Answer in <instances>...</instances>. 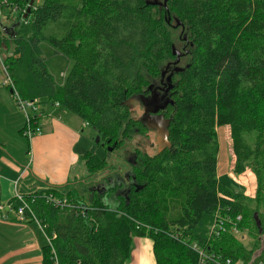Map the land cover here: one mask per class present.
<instances>
[{"label": "trees", "instance_id": "16d2710c", "mask_svg": "<svg viewBox=\"0 0 264 264\" xmlns=\"http://www.w3.org/2000/svg\"><path fill=\"white\" fill-rule=\"evenodd\" d=\"M7 1L0 31L6 87L75 115L107 154V143L117 148L131 133L143 136L127 101L182 53L171 82L169 148L138 161L128 194L89 187L76 199L50 187L21 195L26 207L11 200V210L23 207L22 221L37 223L47 239L41 264H126L135 237L152 241L156 264H198L193 243L222 260L264 264V0H167L166 8L163 0ZM23 20L28 37L18 36L19 25L9 31ZM43 42L72 61L63 84L46 68ZM224 126L233 173L255 176L252 199L219 183L215 129ZM81 158L90 175L109 166L90 152ZM217 213L248 241L228 226L210 235Z\"/></svg>", "mask_w": 264, "mask_h": 264}, {"label": "crops", "instance_id": "0c3cea01", "mask_svg": "<svg viewBox=\"0 0 264 264\" xmlns=\"http://www.w3.org/2000/svg\"><path fill=\"white\" fill-rule=\"evenodd\" d=\"M37 109L34 117L37 118L42 133L28 142L21 133L25 118L19 111L15 97L6 86H0V241L6 234L7 240L10 235L11 239L18 241L13 251V248L6 245L0 249V264H34L37 261L41 264V242L31 226L36 225L40 233L42 231L37 223L19 220L11 211V200L16 193L34 194L51 187L65 194L69 192L65 186L73 184L74 180L87 182L88 172L81 158L88 152L83 138L84 124L81 121L79 124L67 111L54 104H39ZM93 133L95 136L94 130ZM87 137L93 138L91 133ZM82 141L84 144L81 145V151L79 144ZM75 145L77 146L73 151ZM69 175L74 180H69ZM94 176L90 181V188L96 191L103 182H96L95 174L89 175V178ZM219 176L217 173L218 178ZM147 239L149 238L135 237L132 240L130 258L126 264H156L152 241ZM31 252L38 253L36 261H33ZM14 256H25L26 259L12 261Z\"/></svg>", "mask_w": 264, "mask_h": 264}, {"label": "rangeland", "instance_id": "374dc122", "mask_svg": "<svg viewBox=\"0 0 264 264\" xmlns=\"http://www.w3.org/2000/svg\"><path fill=\"white\" fill-rule=\"evenodd\" d=\"M16 16V14H14ZM8 20L4 21L7 22ZM18 22H15L17 24ZM18 36L21 37H28L30 34V29L27 23L23 20L20 22L19 27L17 28ZM41 53L42 57L45 61L46 68L48 72L53 77L56 84L60 85L63 84L65 75L68 73L72 66V61L68 59L66 56L56 53V51L46 42H43L41 44ZM2 78L3 74H0V86L2 85ZM3 86V85H2ZM61 108V107H60ZM19 111L24 114V111L19 109ZM28 113H31V111H28ZM69 113V112H68ZM69 115L76 120L79 124L81 123L80 120L73 114L69 113ZM25 118V117H24ZM217 134V139L219 143V154H218V160H217V173L219 176V183H222L226 187L233 188L235 192L241 193L243 196L248 197L252 199L255 196L256 191V179L254 174L247 169L242 174L236 175L233 173V164H234V155L232 153L231 149V139H230V130L229 127H218L215 129ZM92 134V139L88 138V134ZM83 138L86 140V151L93 153L100 158H105L108 162V168L105 169L102 173L97 174L95 181L101 183L104 179L114 181L116 180V176L119 175L122 177L124 174H127L132 170L131 165L129 161H132V155L135 152H139V159L143 157L144 153L146 151H150V143L149 141L145 140L143 137L131 133V136L124 140L121 148L115 152H111L107 154L105 150L97 145L96 138L94 139V133L93 130L88 126L87 128L84 127L83 131ZM27 141V139H25ZM25 141V143H26ZM84 142L82 141L79 144V148L82 151V146ZM82 145V146H81ZM77 145L73 147V151L76 148ZM10 149V146L8 147ZM25 156H26V149L24 150ZM82 167V164L80 165ZM90 175V174H89ZM89 175L87 173V179L85 180L86 183H81L79 181H76L74 179H71V175H69V180H74L73 184H70L67 187L68 191L73 195L74 198L80 199L81 195L84 193L88 194V188L91 185V180L95 178H89ZM230 178H229V176ZM73 178L75 176H72ZM235 181H233V180ZM95 183V182H94ZM220 197L222 198H229V196H225L224 193L219 192L218 193ZM249 208H253L252 205H248ZM31 228L36 232L37 239L41 244L46 240L43 233H40L36 225H32ZM38 232V233H37ZM244 236V237H243ZM243 237V238H242ZM12 237L9 235V239L7 240V234L2 237V240L0 241V249L4 245L13 248L17 246L18 241L15 239H11ZM238 240L242 241L244 244L248 241V238L245 234L240 232L238 235L235 236ZM150 242V239H147ZM144 245V242H143ZM30 255L33 257V261H36L35 259L38 256V253L31 252ZM144 247L142 249V256L144 257ZM21 259H26L25 256H14L12 258V261H19ZM31 264H33L31 262ZM34 264H40L39 261H37Z\"/></svg>", "mask_w": 264, "mask_h": 264}, {"label": "flooded vegetation", "instance_id": "af4514ba", "mask_svg": "<svg viewBox=\"0 0 264 264\" xmlns=\"http://www.w3.org/2000/svg\"><path fill=\"white\" fill-rule=\"evenodd\" d=\"M185 52L184 47H181V51ZM180 54L181 52H176ZM179 58V60H180ZM178 60V62H179ZM178 62L174 65L172 63H168L166 65L164 76L160 77L155 80H151L148 89L141 92L139 95H143L144 98H148L145 100H139L137 103H131L130 109L133 112L132 116L135 117L138 120V123L140 124V127L142 130H144L143 137L145 140L149 141L151 147L149 148L150 151H146L143 155L152 157L156 153H161L165 149L169 148V132L168 129L170 127L171 122V116L168 114L169 109L173 106V100L171 97L172 93V85L171 82L173 81V77H170V83L167 81V77L170 75L171 72L174 71L175 68H177ZM169 86H171V89H168ZM155 101V102H153ZM167 103V105H165ZM155 112V113H153ZM169 115V116H168ZM168 122V123H167ZM166 133V134H165ZM166 137V140L168 141V144L163 143V138ZM157 138L159 145L155 144V139ZM123 142L119 144V146L116 148V143H113L112 146L107 143L105 145V149L108 151V148H112V150L109 152H114V150H119L122 146ZM157 145V146H156ZM139 152H135L132 155L131 160L129 161L132 170L128 172L127 174H124L122 177L119 175L116 176V180L114 181H103V185L101 188L98 189V193L102 194L108 189L117 188L116 194H128L132 187V184L134 183V170L135 167L138 165L139 159Z\"/></svg>", "mask_w": 264, "mask_h": 264}, {"label": "built area", "instance_id": "2783aa9c", "mask_svg": "<svg viewBox=\"0 0 264 264\" xmlns=\"http://www.w3.org/2000/svg\"><path fill=\"white\" fill-rule=\"evenodd\" d=\"M8 4L7 0H0V31H4V27L2 25L5 23L7 19L4 15L5 6ZM3 55L0 51V74H3L2 78V85H10L12 86L11 80L9 76L7 75V71L3 62ZM16 104L19 109L24 111V117H25V125L22 131L23 136L27 139L29 142L32 140L33 137L40 135L42 133L41 128L38 126V124L33 120L35 115L37 114V108H38V101L36 99L30 100V101H23L21 100L17 95H14ZM56 107H59L58 104H54ZM30 110L31 113H28L27 110ZM36 123V124H35ZM86 125V124H85ZM16 184V182H15ZM18 201L22 202V197L19 193L15 194V197ZM228 200L233 201L231 198H226ZM23 207H26L24 202H22ZM23 207L18 208L16 211H12L16 214V216L19 218V220H23ZM237 220H240V217L236 218ZM228 226V231L231 235L234 237L240 233V231L236 228V226L233 224L232 219L230 216L225 215L222 216L219 213L215 214V218L213 219L210 227H209V234H213L215 236H218L220 233H223ZM230 227V230H229ZM46 238V237H45ZM243 238V237H242ZM47 240V239H46ZM191 249L197 253L198 255V264H204L206 262L210 264H241L240 261L233 262L231 259H225L222 260L221 258L216 257L213 254H209L205 252L202 248H200L195 243L191 244Z\"/></svg>", "mask_w": 264, "mask_h": 264}, {"label": "water", "instance_id": "95a60500", "mask_svg": "<svg viewBox=\"0 0 264 264\" xmlns=\"http://www.w3.org/2000/svg\"><path fill=\"white\" fill-rule=\"evenodd\" d=\"M166 2H167V0H163L162 1V6L164 7V8H166ZM146 5H150V6H155V5H157V6H160V4L158 3V0H146ZM32 4V1L30 2V5ZM29 12V10H27V13ZM25 17H26V15H24L23 16V18L25 19ZM19 25V22L16 24V25H14V26H11L10 28H9V31L12 33V31H13V28L14 27H17ZM176 25L177 26H180L181 24L180 23H176ZM7 31V30H6ZM175 55V58H176V60H175V62L173 63L174 65L178 62V60H179V58H180V54L179 53H175L174 54ZM178 71V68H175L174 69V71L173 72H171L170 73V75L167 77V81H168V83H170V77L173 75V73L174 72H177ZM164 73H165V70L164 71H162L161 72V76L163 77L164 76ZM172 87L171 86H169V88L168 89H171ZM145 100V99H148V98H144V96L143 95H135V96H132L128 101H127V104H131V103H137L139 100ZM153 102H155V101H153ZM126 104V105H127ZM165 105H167V103L165 104ZM153 113H155V112H153ZM168 123V122H167ZM166 134V133H165ZM166 137H167V135L165 136V138H163V143H165V144H168V141L166 140ZM99 141V138L97 137L96 138V143ZM155 144H157V145H159V142H158V140H157V138L155 139ZM156 145V146H157ZM112 150V148H108V152H110ZM254 219H255V222H256V225H257V227H259V220L257 219V216H256V214L254 215Z\"/></svg>", "mask_w": 264, "mask_h": 264}]
</instances>
